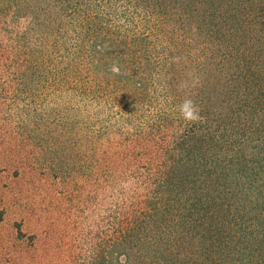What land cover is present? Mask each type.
Returning <instances> with one entry per match:
<instances>
[{"label": "trees", "instance_id": "trees-1", "mask_svg": "<svg viewBox=\"0 0 264 264\" xmlns=\"http://www.w3.org/2000/svg\"><path fill=\"white\" fill-rule=\"evenodd\" d=\"M0 150L85 182L75 264H264V0H0Z\"/></svg>", "mask_w": 264, "mask_h": 264}, {"label": "rangeland", "instance_id": "rangeland-1", "mask_svg": "<svg viewBox=\"0 0 264 264\" xmlns=\"http://www.w3.org/2000/svg\"><path fill=\"white\" fill-rule=\"evenodd\" d=\"M0 153L5 161L0 164V212H6L0 223V264H10V254L21 247L26 255L28 245L17 242L15 232V224L24 220L29 236L39 232V255L38 260L16 264H75L93 220L87 208V191L81 187L85 182L78 188L72 177L49 163L40 161L31 166L22 157L16 162L7 158L6 162L2 156L12 155L2 150Z\"/></svg>", "mask_w": 264, "mask_h": 264}, {"label": "clouds", "instance_id": "clouds-1", "mask_svg": "<svg viewBox=\"0 0 264 264\" xmlns=\"http://www.w3.org/2000/svg\"><path fill=\"white\" fill-rule=\"evenodd\" d=\"M113 71H116V69H113ZM179 110L182 117L186 120H196L198 118L197 107L191 99H186L179 106Z\"/></svg>", "mask_w": 264, "mask_h": 264}]
</instances>
